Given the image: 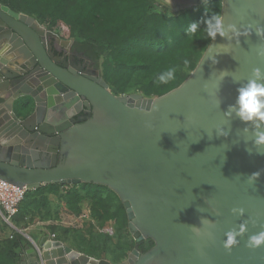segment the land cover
<instances>
[{
	"label": "water",
	"instance_id": "water-1",
	"mask_svg": "<svg viewBox=\"0 0 264 264\" xmlns=\"http://www.w3.org/2000/svg\"><path fill=\"white\" fill-rule=\"evenodd\" d=\"M208 1L189 0L174 12ZM220 16L241 33L252 25L251 33L217 34L177 88L146 98L115 96L97 69L86 74L51 62L45 37L66 42L0 5V180L27 190L108 188L121 202L135 242L119 264H264V246L245 247L248 236L264 227V155L255 153L264 148L251 143L264 124L255 129L225 115L252 69L264 71V57L256 55L264 37L255 31L264 27V0H222ZM34 72L43 79L32 78ZM18 83L22 88L13 87ZM21 99L33 107L24 119L13 110ZM218 129L227 135L217 136ZM257 171L259 179L249 184L247 177ZM232 208H243L244 216H233ZM243 221L249 222L246 234L226 252L224 233ZM190 226L212 237L197 238ZM146 240L154 245L141 254L138 244ZM28 241L17 264H111L48 237L38 245Z\"/></svg>",
	"mask_w": 264,
	"mask_h": 264
},
{
	"label": "trees",
	"instance_id": "trees-1",
	"mask_svg": "<svg viewBox=\"0 0 264 264\" xmlns=\"http://www.w3.org/2000/svg\"><path fill=\"white\" fill-rule=\"evenodd\" d=\"M0 5L34 18L61 40L72 39L78 50L95 62L105 83L116 91L111 92L115 96L138 90L146 98L168 93L189 76L211 42V17L221 13L219 1L179 12L160 8L154 0H0ZM194 24L197 27L192 28ZM170 69H175V78L160 82ZM24 100L27 108L32 105L30 99ZM24 113L27 117L31 109ZM60 188H65L63 197L69 212L78 214L81 204L89 201L94 218L114 222L115 244L105 234H90L89 239L76 234L77 251L111 264L125 260L135 242L127 231L126 214L117 196L99 185L56 184L25 194L18 214L11 219L15 230L0 238V264L18 263L30 245L18 232L23 231L21 223L28 219L25 213L31 206L39 211L48 203L44 194L58 195ZM61 229L63 235L68 234V228ZM153 245L150 240L143 241L138 244L139 252L145 253ZM109 249L110 259L104 255Z\"/></svg>",
	"mask_w": 264,
	"mask_h": 264
},
{
	"label": "clouds",
	"instance_id": "clouds-1",
	"mask_svg": "<svg viewBox=\"0 0 264 264\" xmlns=\"http://www.w3.org/2000/svg\"><path fill=\"white\" fill-rule=\"evenodd\" d=\"M211 37L215 40L217 34L224 37L228 32H232L235 36L249 35L251 33L252 25H249L243 33L236 31L234 24L224 25L222 16L215 15L211 17ZM192 28L197 27L196 24L191 26ZM256 35L258 37H264V27L257 25L255 27ZM256 55L258 57H264V46L258 47L256 49ZM217 63V61H215ZM175 78V69H170L166 74L159 78L162 83H168L170 80ZM234 83H239L238 81H233ZM237 97L234 104H230L225 112L226 116H233L240 122L249 124L251 123L255 129H260L261 125L264 124V71L261 68H253L250 77L247 79L246 83L240 84L237 89ZM72 110L69 109L68 115L71 116ZM245 133L248 131L247 127L244 129ZM223 130H217V136H225ZM7 143V141H3ZM252 148L261 149L264 148V131H255L252 135ZM249 155L253 152L246 148ZM258 155H264L260 151L255 152ZM261 171L252 173L247 177V182L253 184L259 179ZM231 214L237 217L244 216L243 208H232ZM202 224L207 222L201 220ZM249 222L243 221L237 227H234L224 233V240L222 247L226 252H230L233 247L239 244L240 238H242L248 230ZM195 237L200 238L202 236L212 237L211 232H204L201 228L196 226H190ZM261 246H264V227L261 230L248 236L245 242V247L250 250H255Z\"/></svg>",
	"mask_w": 264,
	"mask_h": 264
},
{
	"label": "rangeland",
	"instance_id": "rangeland-1",
	"mask_svg": "<svg viewBox=\"0 0 264 264\" xmlns=\"http://www.w3.org/2000/svg\"><path fill=\"white\" fill-rule=\"evenodd\" d=\"M40 26L43 29L47 30L45 25H40ZM98 71L100 73L99 69ZM109 89L114 94H116V91L112 87H109ZM128 94L142 95L138 90L131 91L127 93V95ZM30 109L32 112L33 109L32 105H30L27 108L24 99L15 102L13 107L15 115L20 118H23L25 114L24 112ZM64 189L65 188H60L58 195L44 194L48 199L47 205L43 206V208H41L39 211H37L31 206L30 210L28 211L29 213H25L28 214L27 215L28 219L24 221V223H21V228H23V230L24 228L25 229L27 228L28 230L30 228H37L38 230L54 233L59 238H61V240L66 245H68L69 247L71 246L76 250L78 249L79 246V243L74 236L76 234L80 235L84 239H89L90 234L93 235L105 234L112 240V244H115L117 240L115 235L114 222L106 221L102 223L99 219L94 218L93 207L89 201H84L81 204V210L78 214H73L69 212L65 205V198L63 197L65 191ZM27 193L33 194L34 190H28ZM42 197L43 196L37 198L38 200L39 199L41 200ZM49 226H53L55 230L52 232ZM61 227L68 228V234L63 235ZM12 231H14V229L11 226H9L7 223H5L2 216L0 215V238L9 236L12 233ZM112 248L113 247L110 246V249ZM110 249L108 252H105L104 254L109 259L111 258Z\"/></svg>",
	"mask_w": 264,
	"mask_h": 264
},
{
	"label": "flooded vegetation",
	"instance_id": "flooded-vegetation-1",
	"mask_svg": "<svg viewBox=\"0 0 264 264\" xmlns=\"http://www.w3.org/2000/svg\"><path fill=\"white\" fill-rule=\"evenodd\" d=\"M156 3L160 8H164L170 12H174L181 7L185 6L189 0H157ZM210 1H219L222 8V0H210ZM208 1V2H210ZM45 43L43 44L44 50L46 52V57L54 63L61 67H67V70L78 71V69L83 68V72L86 74L90 70H95L97 68L95 62H93L83 51L78 50L74 42L70 40H63L66 43H60L56 39L51 37H45ZM50 50H48V48ZM51 54V56H49ZM17 71V70H16ZM19 72V70H18ZM20 73V72H19ZM28 76V75H27ZM81 115L80 114H77ZM26 118V117H24ZM23 118V119H24Z\"/></svg>",
	"mask_w": 264,
	"mask_h": 264
},
{
	"label": "built area",
	"instance_id": "built-area-1",
	"mask_svg": "<svg viewBox=\"0 0 264 264\" xmlns=\"http://www.w3.org/2000/svg\"><path fill=\"white\" fill-rule=\"evenodd\" d=\"M27 191L25 187L19 188L0 180V215L5 223L14 230L11 219L18 214L20 204L23 202ZM18 232L22 233L21 231ZM51 238L54 239L55 235L52 234Z\"/></svg>",
	"mask_w": 264,
	"mask_h": 264
},
{
	"label": "crops",
	"instance_id": "crops-1",
	"mask_svg": "<svg viewBox=\"0 0 264 264\" xmlns=\"http://www.w3.org/2000/svg\"><path fill=\"white\" fill-rule=\"evenodd\" d=\"M19 119H23V118H20L18 117ZM45 187V186H44ZM22 235L28 240H30L32 243L38 245L39 242L41 241V239L43 237H48V239L50 241H60L63 245H66L56 234H53V233H49V232H46V231H42V230H38L37 228H30L29 230L26 228H24L23 231H21ZM55 235V238L52 239L51 238V235ZM68 246V245H66ZM69 247V246H68ZM70 248H72L70 246ZM73 250L77 251L75 248H72ZM24 252V251H23ZM22 252V254H23ZM78 252V251H77ZM108 261V260H107Z\"/></svg>",
	"mask_w": 264,
	"mask_h": 264
},
{
	"label": "bare ground",
	"instance_id": "bare-ground-1",
	"mask_svg": "<svg viewBox=\"0 0 264 264\" xmlns=\"http://www.w3.org/2000/svg\"><path fill=\"white\" fill-rule=\"evenodd\" d=\"M17 59H18V58H17ZM32 78L43 79V75H42L41 73L34 72ZM13 87H14V88H16V87L22 88V87H21V83L15 84Z\"/></svg>",
	"mask_w": 264,
	"mask_h": 264
}]
</instances>
